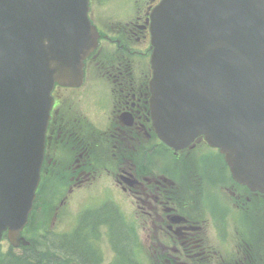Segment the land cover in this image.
I'll return each mask as SVG.
<instances>
[{
    "label": "water",
    "instance_id": "1",
    "mask_svg": "<svg viewBox=\"0 0 264 264\" xmlns=\"http://www.w3.org/2000/svg\"><path fill=\"white\" fill-rule=\"evenodd\" d=\"M80 1L69 0L57 19ZM85 18L86 10L77 27L60 26L52 51L31 59L0 48V237L9 228L16 245L40 180L50 85L66 70L71 79L92 45ZM153 19L159 134L176 147L204 134L237 180L264 191V0H164Z\"/></svg>",
    "mask_w": 264,
    "mask_h": 264
},
{
    "label": "flooded vegetation",
    "instance_id": "2",
    "mask_svg": "<svg viewBox=\"0 0 264 264\" xmlns=\"http://www.w3.org/2000/svg\"><path fill=\"white\" fill-rule=\"evenodd\" d=\"M141 18L138 15L127 22L129 36L124 32L120 33L122 38L105 35L107 42L98 53L111 50L114 41L121 42L120 62L114 63L109 57L103 62L104 78L94 90L90 94L75 95V105L81 114L77 120L78 128H75L74 119L72 133L78 134L79 138L70 144V158L62 163L61 177L75 182L80 190L87 189L98 174H112L129 184L133 178L137 179L129 187L121 186L132 193L136 204L132 210L138 209L137 217L143 226H154L156 239L160 220L169 219L173 212L180 213L175 216L177 222L168 227L186 245L187 262L182 264H264V245L259 247L260 254L254 256L249 252L240 256L223 251L212 255L215 246L224 245L235 229L239 211L253 218L256 208L264 211V194L235 182L220 151L209 146L202 137L179 151L159 139L151 118V94L146 79L134 75L135 70L126 63L129 60L126 53L139 52L136 49L139 43L144 46L141 53L148 51L149 29ZM177 171L180 174H175ZM178 178L188 179L182 188L183 196L178 194L176 197L183 210L171 196ZM212 192H215L213 200L217 198L216 193L222 198L221 210L208 213L200 207L191 208L192 202L208 204ZM171 205L177 210L165 209ZM162 210L166 214H160ZM170 235L175 237L171 232ZM151 241L156 243L155 239ZM193 247L200 250L192 253ZM80 257L85 258L75 255V259Z\"/></svg>",
    "mask_w": 264,
    "mask_h": 264
},
{
    "label": "rangeland",
    "instance_id": "3",
    "mask_svg": "<svg viewBox=\"0 0 264 264\" xmlns=\"http://www.w3.org/2000/svg\"><path fill=\"white\" fill-rule=\"evenodd\" d=\"M103 176L108 177L106 174H103ZM103 176L101 177V175H100L99 178L96 179V180L93 182V184H94V185L98 188V190H100V191L103 190V189H111L112 186L114 185L113 180H111L109 177H108V178H109V179H108V178L103 177ZM117 194H120V195L125 199L126 202L130 199V196H129L128 194H124V193H121V192H118ZM117 194H112V197H113L116 201H118V202L121 204L122 207H124V203H123V201H122L120 198H116V196H118ZM94 195H95V193H94V188H90V189H88V192L85 193V194H79V195H76V196H75V201L72 203V205H71L70 207H68L69 204L65 205L64 208H63L64 211H63L62 216L57 217L56 219H54V221L56 222V221L59 220L58 222L61 223V222L64 221V219L67 218V216H68L69 213H71V212H76V211H78V212H80V213L83 212L84 209H85V206L88 207L89 204H90V202H91V200L94 199ZM77 199H78V200H77ZM128 202H129V201H128ZM88 203H89V204H88ZM111 208H112V207H111L110 205H106V206H104V207H103V214H104L106 220H107V219H110L111 221L113 220L114 223H115V226L112 225L111 233H112V237H113V239H114L115 242L117 243V242L119 241V239H120V235H119V232H118L119 222L117 221L116 216L112 213ZM77 216H79L78 213L75 214V220H76ZM87 218H88V215H87V214H85L84 216H82V217L80 218V223H81V225H84V224L86 223ZM116 221H117V222H116ZM141 223H142V222H141ZM141 223L139 222V220H137V221L135 222V224H136V230H137V233H138V234H140L141 236H144V235L146 234L147 231H146V228H144L143 224L141 225ZM71 227H72L71 224H69V228H71ZM150 234L154 235L151 231H150ZM94 237H95V235H94ZM101 238H105L103 232L100 233V236L98 237V240L101 239ZM124 238H125V239L127 238L126 234L124 235ZM120 241H121V240H120ZM81 242H85V244H87L88 247L90 248V246H89V244L87 243L86 240H82ZM50 243H51L52 246H54V245L52 244V242H50ZM90 243H92V244H96V243H98V241H93V242H91V240H90ZM103 246H104V245H103ZM54 248H55V247H53V248H51V249L54 250ZM93 248H94V249H97V248H95V246H93ZM122 248H123V247H122ZM84 249H85V248H82V249H80V250H84ZM90 250H91L92 252H94L92 249H90ZM78 252H79V251H78ZM120 253H121V255H122V257H123L124 259H128V258H129V254H130L129 247H127L126 249H124V248L121 249V250H120ZM80 255H81V254H80ZM91 255H93V254H91ZM93 259H94V255H93Z\"/></svg>",
    "mask_w": 264,
    "mask_h": 264
},
{
    "label": "trees",
    "instance_id": "4",
    "mask_svg": "<svg viewBox=\"0 0 264 264\" xmlns=\"http://www.w3.org/2000/svg\"><path fill=\"white\" fill-rule=\"evenodd\" d=\"M40 202V199H39ZM114 215L115 213L112 212ZM118 221V220H117ZM116 221V222H117ZM113 225L115 226L114 221L112 220ZM118 232L120 235V240L123 244V248L126 249L127 248V238H124V233L120 228H118ZM77 238L74 236L73 238H69L64 240L63 242V247L65 249H67L68 253L70 255H75V253L77 254H81V256H84L85 258V263L86 264H97L95 258L93 259V255L90 248L88 247L87 244H85V242H81V241H77ZM119 240V241H120ZM82 248H85L84 250H80ZM79 251V252H78ZM41 251L40 250H32V255H28L26 254V252H24V254L22 255H15L13 253H9V258H6L2 261L1 264H59V262L61 261L60 258L56 257V256H52L55 257L53 259H47L44 260L43 256L40 255ZM44 255L46 254V252H42Z\"/></svg>",
    "mask_w": 264,
    "mask_h": 264
}]
</instances>
